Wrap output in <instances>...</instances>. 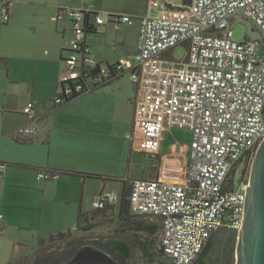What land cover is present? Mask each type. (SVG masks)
<instances>
[{"label":"built area","instance_id":"built-area-1","mask_svg":"<svg viewBox=\"0 0 264 264\" xmlns=\"http://www.w3.org/2000/svg\"><path fill=\"white\" fill-rule=\"evenodd\" d=\"M83 1V7L61 3L55 16L71 22L73 38L54 102L63 104L127 71L139 91L134 132L146 155H158L164 128L192 130L187 178L132 180L130 201L135 217L159 225L167 264H193L220 227L239 232L242 226L252 163L264 139V0H184L190 3L179 7L182 16H144L133 60L112 63L94 58L87 35L106 22L131 24L132 18L104 17L92 0ZM12 2L0 0L6 23ZM237 15L257 27L262 41L247 34L235 38ZM179 45L186 54L178 60L169 53ZM36 109L34 101L24 107L28 122L16 134H37ZM37 177L54 180L60 173L39 171ZM118 201L116 194L103 193L94 205L104 208Z\"/></svg>","mask_w":264,"mask_h":264},{"label":"crops","instance_id":"crops-1","mask_svg":"<svg viewBox=\"0 0 264 264\" xmlns=\"http://www.w3.org/2000/svg\"><path fill=\"white\" fill-rule=\"evenodd\" d=\"M61 3L85 5L83 0H13L11 20L4 22L0 14V211L7 212H0V264L28 260V245L18 238L20 232L13 234L14 227H48L41 233L36 229L37 250L41 239L72 232L74 226L78 229L82 215L95 221L101 210L94 203L111 187L110 182L126 170L130 173L136 152L149 157L140 148V134L134 132L139 91L126 76L127 71L63 104L54 102L73 38L71 22L55 19ZM92 3L98 11L102 7L111 14L129 12L139 18L134 39L120 33L123 23L112 21L87 35L94 58L112 63L121 58L133 60L141 17L182 16L179 7L186 1L182 6L173 5L171 0ZM30 101L37 105L38 132L33 137H21L16 132L28 122L23 110ZM149 158L161 163L162 145L158 155ZM39 171L59 172L60 177L40 180ZM159 175V170H153L149 177L128 180Z\"/></svg>","mask_w":264,"mask_h":264},{"label":"rangeland","instance_id":"rangeland-1","mask_svg":"<svg viewBox=\"0 0 264 264\" xmlns=\"http://www.w3.org/2000/svg\"><path fill=\"white\" fill-rule=\"evenodd\" d=\"M171 3L175 6H182L183 0H171ZM36 9L37 10L39 9V11H44V10L47 11L46 8L43 9L40 8L39 6H36ZM99 10L101 15L104 17H108L110 14L109 11L104 10L102 7ZM116 14H121V13H116ZM121 15H126L132 18V23L121 24L120 33L127 34L129 37L134 39L139 18L136 15L129 12L122 13ZM110 25H115V24L111 23ZM254 28L258 30L255 25ZM233 32L235 38L240 40L243 39L247 34L248 27L244 22H237L233 24ZM185 54H186V48L183 45H179L175 47L169 53L170 57L178 60L182 59L185 56ZM126 76L130 77L129 74H126ZM192 135H193L192 130L187 126H175V127L164 128L162 132V141H161V145H162L161 163H159L158 160L150 159L149 157L145 156L143 153L136 152L133 156L130 173H127L126 170L121 176L115 177L114 180L110 182L111 187H108L105 190L106 193L115 192L118 195L119 201L116 203V205L114 207L109 208L108 211L103 212L102 216L98 217L95 221H92L91 224L93 223L94 226L90 230L81 231L75 229L76 226H74L72 227V232L68 237L62 240H57L54 243L63 242L66 239H74L79 241L81 245L86 246L88 244H91L93 240L96 238L105 239L109 237H115L117 236V234L126 235V233H119V231H117V228L121 227V221L119 219V202L122 194L121 191L123 187V181L132 179L134 177L137 178L149 177L153 170H159L160 172L159 176L162 179L172 182H183L187 178L190 168ZM154 166L157 167L154 169L153 168ZM20 211L39 215V212L36 211L33 212L31 210H20ZM0 212H2L3 215H7V212H5L4 210H1ZM133 218L135 220H140L137 217H133ZM37 228L38 231L41 233L43 230H45L48 227L42 226L41 228H39L34 226L29 229H25V228L20 229L18 225L12 229L14 235L17 233L19 234L20 232L18 238H20L22 242L28 245V251L25 256L28 257V260L26 262L23 260L22 261L19 260L16 261L15 264H32L34 258L36 257V253H41V254L45 253L48 247L54 244V243L47 244L43 247L38 246V249L36 250L37 242L39 240V238L37 237V230H36ZM155 237L159 242L160 232H158V234H156ZM237 243H238V239H236L233 249V255L230 257L228 264L237 263V258H236ZM207 249H209V245ZM230 252H231V248H230ZM138 262L139 264H149V260L145 256L144 258L140 256L138 258Z\"/></svg>","mask_w":264,"mask_h":264},{"label":"water","instance_id":"water-1","mask_svg":"<svg viewBox=\"0 0 264 264\" xmlns=\"http://www.w3.org/2000/svg\"><path fill=\"white\" fill-rule=\"evenodd\" d=\"M190 3V1L186 2ZM244 22L248 27L247 35L256 41H262V36L254 28L249 19L235 16V23ZM89 223L87 215L81 219V224ZM77 226L75 227V229ZM236 250V264H264V139L254 157L250 186L245 198L243 222L239 230ZM111 249L129 251V245L123 239L112 238L108 242ZM65 264H119L108 252L95 248L83 247Z\"/></svg>","mask_w":264,"mask_h":264},{"label":"trees","instance_id":"trees-1","mask_svg":"<svg viewBox=\"0 0 264 264\" xmlns=\"http://www.w3.org/2000/svg\"><path fill=\"white\" fill-rule=\"evenodd\" d=\"M80 94H75L69 97L66 101H70ZM90 176H98L94 174H87ZM132 190V184L129 180L123 181V191L121 200L119 202V219L121 221V227L117 228L119 233H126V236L134 243V245L144 252V256L149 260V264H167V258L163 253V249L160 242L157 241L155 237L156 233L160 230L159 225L148 223L142 220H135L133 217L135 215L131 210L130 194ZM116 204L106 205L104 208H99L102 213L108 211L109 208L114 207ZM84 215L81 216V219ZM94 224L90 222L78 227V230L87 231L90 230ZM69 232H59L57 234L51 235L47 239H41L39 242V247H43L47 244L54 243L57 240L65 239L70 235ZM213 237L219 241L220 244V262L219 264H228L230 257L233 255V249L236 239L239 237V233L236 229L229 227L228 225H223L214 234ZM157 245V249H156ZM231 248V252H230ZM231 254H230V253Z\"/></svg>","mask_w":264,"mask_h":264},{"label":"flooded vegetation","instance_id":"flooded-vegetation-1","mask_svg":"<svg viewBox=\"0 0 264 264\" xmlns=\"http://www.w3.org/2000/svg\"><path fill=\"white\" fill-rule=\"evenodd\" d=\"M158 232L156 234H158ZM112 238L125 240L129 245L130 250L121 251L111 249L110 246L108 247V242ZM208 245L209 249H207ZM86 246L95 247L110 253L119 264H139L138 258L140 256L144 258V252L141 249H138L126 235L117 234L115 237H109L105 239L96 238L91 244ZM86 246L81 245L77 240L66 239L63 242L52 244L50 247H48L45 253H36V257L34 258L32 264H65L70 259H72L79 250ZM220 254L219 241L212 236L208 241L204 251L193 264H219Z\"/></svg>","mask_w":264,"mask_h":264}]
</instances>
